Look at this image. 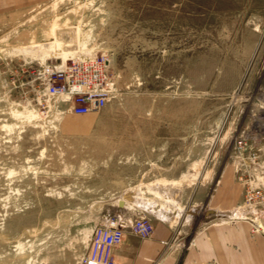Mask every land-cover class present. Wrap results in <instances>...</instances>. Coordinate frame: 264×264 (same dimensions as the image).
<instances>
[{"label":"rangeland","instance_id":"obj_1","mask_svg":"<svg viewBox=\"0 0 264 264\" xmlns=\"http://www.w3.org/2000/svg\"><path fill=\"white\" fill-rule=\"evenodd\" d=\"M51 43L57 55L41 59ZM100 54L114 84L101 110L72 117L35 99L25 71ZM262 168L264 0H47L5 20L0 264H79L94 227L131 190L151 205L121 213L152 223L158 209L188 216L189 189L214 185L222 170L242 197ZM163 177L184 188L177 201L143 190ZM231 210L264 236L247 220L258 210Z\"/></svg>","mask_w":264,"mask_h":264},{"label":"crops","instance_id":"obj_2","mask_svg":"<svg viewBox=\"0 0 264 264\" xmlns=\"http://www.w3.org/2000/svg\"><path fill=\"white\" fill-rule=\"evenodd\" d=\"M44 1L47 0H0V31L6 19ZM155 182L170 183L178 193L184 189L175 186L176 180L163 177L144 183L143 190L150 186L148 183ZM188 194L192 209L188 216L179 207L177 211L158 209L164 210L165 219L147 212L154 216L153 233L148 239H140L124 227L121 244L116 249V264H264V236L250 233L247 222L229 219L226 213L237 208L242 201L241 188L234 183L229 171L222 170L214 185L207 182L194 185ZM121 199L115 200V207L120 212L117 216L125 224L138 215L121 213L127 204H133L125 201L119 207ZM149 201H146L148 208L151 205ZM133 205L140 209L135 203ZM254 217L264 229V211H259Z\"/></svg>","mask_w":264,"mask_h":264},{"label":"built area","instance_id":"obj_3","mask_svg":"<svg viewBox=\"0 0 264 264\" xmlns=\"http://www.w3.org/2000/svg\"><path fill=\"white\" fill-rule=\"evenodd\" d=\"M25 72L29 83L34 85L37 101L62 104L58 111L72 117L101 110L110 99L114 85L108 72V58L104 54L85 59L47 61L39 68ZM263 180L262 175L244 186L242 201L237 208L263 213ZM247 218L250 223H256L253 215ZM124 227L140 239H148L153 233V225L144 215H138L125 224L117 215L107 216L92 230L87 251L79 264H116V249L121 244ZM255 227L254 231H257V225Z\"/></svg>","mask_w":264,"mask_h":264},{"label":"bare ground","instance_id":"obj_4","mask_svg":"<svg viewBox=\"0 0 264 264\" xmlns=\"http://www.w3.org/2000/svg\"><path fill=\"white\" fill-rule=\"evenodd\" d=\"M40 48H42L45 51V52L40 54L41 59H44V58L52 59V58H54L57 55L55 53L56 45L53 46V43L48 44V45H44L42 47L40 46ZM63 56H67V53L66 54L63 53ZM61 61H63V60H61ZM149 187H150L151 191H154L155 193L168 194V195L171 196L170 198H173V200H175V201H177V199H178L177 197L179 196V193L173 187V185H171L170 183L167 184V185L163 184V183L162 184L156 183L154 185H150ZM149 192H150V190H149ZM136 194H137V190L132 195L122 196V199H121V202H120L121 205L123 206V203L125 201H130V202H134L140 208H144V209L148 210L147 202L145 200H143L142 198L137 197ZM216 211H218L219 214L221 213V211H219V210H216ZM226 213L228 214V218L229 219H234V218H237V216H238L237 210H230L229 212H226ZM170 214L174 215L173 213H170ZM159 215H160V217H162L164 219L166 218V216L163 215L162 213H160ZM168 216H169V214H168Z\"/></svg>","mask_w":264,"mask_h":264},{"label":"water","instance_id":"obj_5","mask_svg":"<svg viewBox=\"0 0 264 264\" xmlns=\"http://www.w3.org/2000/svg\"><path fill=\"white\" fill-rule=\"evenodd\" d=\"M122 205H121V203H119V207H121Z\"/></svg>","mask_w":264,"mask_h":264}]
</instances>
